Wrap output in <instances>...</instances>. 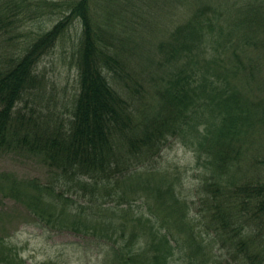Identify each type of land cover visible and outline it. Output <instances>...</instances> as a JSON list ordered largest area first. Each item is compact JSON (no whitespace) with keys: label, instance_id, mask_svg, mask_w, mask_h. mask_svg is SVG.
<instances>
[{"label":"trees","instance_id":"obj_1","mask_svg":"<svg viewBox=\"0 0 264 264\" xmlns=\"http://www.w3.org/2000/svg\"><path fill=\"white\" fill-rule=\"evenodd\" d=\"M21 2L0 0L2 32L16 21ZM152 2L184 6L186 17L159 44L167 71L150 113L134 111L106 77L124 81L125 67L106 42L105 28L91 16L88 0L68 6L69 13L21 54L0 62V154L30 153L52 178L29 180L28 197L11 186L0 190V199L14 198L49 230L59 215L57 229L83 233L103 246L99 264H174L175 254L179 264H264V173L247 176L243 163L246 136L256 123L264 126L263 89L257 92L252 83L264 87L255 73L264 66V0ZM72 17L82 23L74 58L78 92L64 120L42 105L45 85L37 63ZM260 78L264 83V75ZM183 135L205 170L201 176H208L199 185L207 192L199 196L205 208L197 213L209 238L201 237L186 214V201L156 176L153 165L168 139H186ZM98 184L104 185L106 204L90 198L93 213L117 214L122 221L94 222L88 229L69 191L84 195ZM113 189L116 204L110 203ZM130 194L138 196L143 211L131 210ZM70 203L73 209L67 208ZM213 244L232 260L217 259ZM17 255L0 234V264H16Z\"/></svg>","mask_w":264,"mask_h":264},{"label":"rangeland","instance_id":"obj_2","mask_svg":"<svg viewBox=\"0 0 264 264\" xmlns=\"http://www.w3.org/2000/svg\"><path fill=\"white\" fill-rule=\"evenodd\" d=\"M77 1L22 0L20 3L22 9L16 21L9 22L11 24L5 26L4 32L0 30V62H4L8 55L17 52L21 54L33 39L38 38L67 15L68 6L70 8V5ZM127 2L131 4L135 2L142 7L127 5L125 0H88L89 12L105 28V31L101 32L104 38H108L106 42L109 41L125 67L124 81L112 80L110 74H106L110 84L130 102L136 109L134 111L150 113L156 108L155 89L161 86L162 76L167 71L165 68L167 64L162 63L164 58L159 44L161 40L167 39V34L175 25L185 19L186 11L183 10L184 6L177 7L170 2H164L165 6L150 5L153 3L152 0H127ZM148 10L151 12H147ZM81 33L80 18L72 17L66 29L41 54L37 63V71L45 85L44 93L40 98L42 105L45 109L48 108L51 114L55 115L58 111L64 120L70 118L72 100L78 92L74 58ZM255 73L259 75L260 86L264 85L260 78L264 75V66H261L260 74ZM252 83L257 92L263 89L264 96V87L259 88L256 82ZM247 90L252 94L250 86ZM40 100L36 98V101ZM253 128L246 136L243 145V163L245 165L247 163L244 172L247 176L264 173V136L262 135L264 126L256 123ZM183 136H186V139L169 138L153 165L158 167L156 176L164 177L176 188L178 194L182 195V199L186 201V214L196 223V230H201V237L209 238L212 233L206 234L209 231L199 227L200 215L197 213L198 209L205 208V203L200 201L199 196L205 198L207 192L201 187L199 190V185L204 177L208 176H201L205 170L196 163L189 137ZM258 158L259 161H256ZM50 176L48 168L39 158L30 153L0 154V190L6 191L8 187L13 186L21 191L18 196L28 197L32 194L29 180L35 178L40 182H46L52 180ZM108 187L112 188V186ZM69 192L74 194L80 220L88 222V229L94 222H110L114 225L122 221L117 214H94L96 210L91 208L90 198H96L97 203L101 205L106 204L104 203L106 197H103L104 185L98 184L96 188L87 191L84 195L75 194L73 189ZM109 197L110 203L116 204L118 192L113 189ZM130 198H135L134 201L131 200V210L143 211L144 208L140 205L138 196L130 194ZM1 207L3 208L0 209V234L3 235L5 242L11 243L19 251L16 264H42L43 262L99 264L103 246L96 245L98 243L96 240L86 239L83 233L57 229L59 215H57V223L53 222V228L49 230V227L37 220L39 218L36 215L29 214L14 198L0 199ZM73 207L74 203L67 206L68 209ZM59 209L58 207L57 211ZM98 214H107V212L100 210ZM80 224L82 226V223ZM212 248L217 259L232 260L225 254V249H218L215 244ZM174 264H179L177 254L174 256Z\"/></svg>","mask_w":264,"mask_h":264}]
</instances>
